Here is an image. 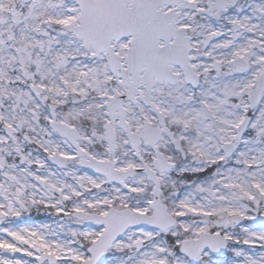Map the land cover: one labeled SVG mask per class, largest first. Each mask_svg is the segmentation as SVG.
I'll list each match as a JSON object with an SVG mask.
<instances>
[{"label": "snow or ice", "instance_id": "snow-or-ice-1", "mask_svg": "<svg viewBox=\"0 0 264 264\" xmlns=\"http://www.w3.org/2000/svg\"><path fill=\"white\" fill-rule=\"evenodd\" d=\"M0 264H264V0H0Z\"/></svg>", "mask_w": 264, "mask_h": 264}]
</instances>
